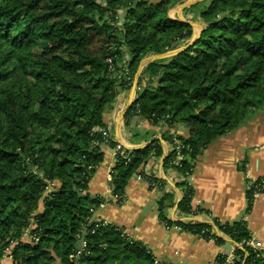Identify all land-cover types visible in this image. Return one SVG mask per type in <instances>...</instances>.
Listing matches in <instances>:
<instances>
[{"label":"trees","instance_id":"1","mask_svg":"<svg viewBox=\"0 0 264 264\" xmlns=\"http://www.w3.org/2000/svg\"><path fill=\"white\" fill-rule=\"evenodd\" d=\"M182 1L0 0V256L16 241V264H73L69 256L84 226L80 262L168 264L123 235V227L87 221L89 208L105 201L87 191L103 159L104 110L131 86L145 54L185 46L146 64L126 117L187 126V136L175 134L183 155L177 163L173 135H164L171 148L164 166L178 171V210L191 215L187 177L201 151L264 107V0H207L198 10L203 25L197 37L189 22L167 14ZM160 151L158 140L120 146L110 172L112 192L123 196L133 174L160 184L142 169ZM254 182L247 186V210L257 192ZM169 197L157 200L161 221L217 243L229 237L235 243L232 264H264V250L257 254L247 244L252 236L244 219L171 221ZM28 227L34 241H20Z\"/></svg>","mask_w":264,"mask_h":264},{"label":"crops","instance_id":"2","mask_svg":"<svg viewBox=\"0 0 264 264\" xmlns=\"http://www.w3.org/2000/svg\"><path fill=\"white\" fill-rule=\"evenodd\" d=\"M183 2L175 3L167 10L168 14L172 9L177 17L168 16L189 21L182 15L187 13V6L182 7ZM154 54L147 53L142 57L131 86L118 93L104 110L102 119L109 128L112 141L123 147L137 148L153 140L159 141L160 153L148 158L142 169L162 182L151 186L133 174L125 187V200L116 203L109 186L115 154L110 145H103V159L87 183L91 196L105 198V203L96 208L95 215L123 227L131 237L147 246L155 260L168 264H213L218 254L233 252L235 243L227 236L223 235L222 242L217 243L212 238L187 230L166 228L165 222L158 217L157 200L164 193H169L166 215L171 221L196 219L212 224L213 218L220 222L244 219L251 236L261 242L264 250V190L254 195L247 210L248 184L264 177V107L239 127L218 136L201 151L187 177L192 188L190 206L194 212L183 214L178 210L182 197V187L178 184L181 177L176 168L164 166V158L170 149L164 135L187 136V126L183 123L173 126L152 123L138 114L126 117L129 103L136 95L137 77L147 63L154 61H148ZM127 58L125 55L124 61ZM54 184L57 181H53ZM41 209L42 203L39 205ZM143 209L145 214L140 216ZM8 263V260H3V264Z\"/></svg>","mask_w":264,"mask_h":264},{"label":"built area","instance_id":"3","mask_svg":"<svg viewBox=\"0 0 264 264\" xmlns=\"http://www.w3.org/2000/svg\"><path fill=\"white\" fill-rule=\"evenodd\" d=\"M106 61L109 63V67L111 69H113V63H112L111 57H107ZM123 70L126 72V69L124 67H123ZM99 131L102 133V143H103V145H108V142L110 140H112L109 128L104 125V126H101L99 128ZM172 135H173V146H172V149H174L175 152H176V157L173 160V162L177 163L183 157V155L179 151L180 150V141H179V139H177L175 137V134H172ZM120 146L121 145L116 144L114 147H112L113 151H114V154H115L116 150H118L120 148ZM137 176L139 177V179H141V178L145 179L148 182V184L151 185V186H158L159 185V183L147 180L141 174H137ZM254 181H255L254 182L255 183V187L254 188L257 190V192H256V194H257V193H259L258 192L259 190L264 189V177H259V178L255 179ZM49 185L51 186L52 182H50ZM110 194H111V197H112L113 201H115L116 203H122L125 200V195L121 196L119 194L113 193L112 190H111ZM103 203H105V201H102L101 203H99L95 207H90L89 208L90 215L87 218L88 222L95 221L96 223H100V224L108 223L107 221H105L103 219H100L99 217H97L95 215L96 208L98 206H100L101 204H103ZM165 226H166V228L174 227V228H176L178 230L183 229L177 223H172V224L165 223ZM30 230H31L30 227H28V228H26V229H24L22 231L21 236L19 238L20 241H24V242H28V241L32 242V241H34V236H33V234L31 233ZM84 231H85L84 226H82L80 228L79 232L76 234V236H77V245L72 249V252H71V254L69 256L70 259L73 261V264H85L84 262H80L79 261L80 257L85 252L86 239L84 237ZM203 231L204 230H202V232ZM122 234L125 235V236H130L125 231V229H122ZM198 235H200V234H198ZM14 244H16V241H11L8 245H6L3 248L2 255L0 256V264H3V260H8L9 261L8 264H16V261H15V259L12 256V248H13ZM247 244L253 249V251L257 252V254L258 253L261 254L263 249H261V242L258 239H255V238L251 237L247 241ZM234 260H235V255H234L233 252H231L230 254H224V258L221 261H217V259H215L213 264H232L234 262Z\"/></svg>","mask_w":264,"mask_h":264},{"label":"rangeland","instance_id":"4","mask_svg":"<svg viewBox=\"0 0 264 264\" xmlns=\"http://www.w3.org/2000/svg\"><path fill=\"white\" fill-rule=\"evenodd\" d=\"M185 1V0H183ZM182 1V2H183ZM207 3V0H201V1H197L193 4H195L193 7H190L191 5L187 6L186 9L189 11L187 13H183L182 15H184L183 17L187 20H189L191 22V25L193 27V35L195 36V34L199 31V29L201 28V26L203 25V21L200 18V16L198 15V10L203 7L205 4ZM190 7V8H189ZM168 14L172 17H177L176 13H174V11L172 9H170L168 11Z\"/></svg>","mask_w":264,"mask_h":264},{"label":"water","instance_id":"5","mask_svg":"<svg viewBox=\"0 0 264 264\" xmlns=\"http://www.w3.org/2000/svg\"><path fill=\"white\" fill-rule=\"evenodd\" d=\"M197 1H200V0H185L183 3H182V7H186V6H189ZM172 18V17H170ZM175 19V18H174ZM179 20H184V19H179ZM185 21V20H184ZM191 24L190 21H187ZM202 28V27H201ZM201 30V29H200ZM200 30L195 34V37H197L199 35V32ZM189 44V43H188ZM185 46L183 47H180V48H177V49H173V50H168V51H165V52H161V53H156L154 54L148 61H151V60H155V59H161V58H166V57H169V56H172L174 54H176L177 52H179L181 49H183ZM138 69H139V66H138ZM134 87H135V84H134ZM132 101H130L129 104H131ZM147 144V143H146ZM144 144V145H146ZM142 145V146H144ZM143 214H145V210H141V213H140V216H142Z\"/></svg>","mask_w":264,"mask_h":264}]
</instances>
